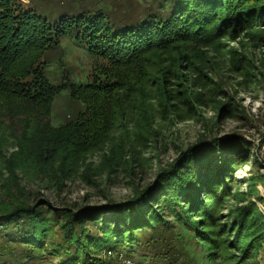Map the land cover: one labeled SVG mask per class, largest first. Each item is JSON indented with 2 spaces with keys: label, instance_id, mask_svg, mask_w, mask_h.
<instances>
[{
  "label": "rangeland",
  "instance_id": "1",
  "mask_svg": "<svg viewBox=\"0 0 264 264\" xmlns=\"http://www.w3.org/2000/svg\"><path fill=\"white\" fill-rule=\"evenodd\" d=\"M16 1L26 10L35 9L49 19L64 17L82 7L109 4L120 16H123L119 10L121 5L139 14V9L146 8L147 1L152 2ZM257 22L246 29L226 27L211 43H187L151 56L149 61L161 70L146 86L156 113V139L129 150L125 162L110 168L108 156L112 143H107L104 148L85 156L68 177L59 176V179L43 171L17 170L21 189L17 191L8 181V173L1 169L0 204L15 208L22 203L51 211L96 209L111 202L130 201L137 192L155 186L164 170L176 166V171L154 193L130 210H137L136 217L144 213L160 214L165 221L180 225L172 214L176 206L171 209L168 201L194 200L199 210L190 213L189 218L195 221L196 235L186 239V234H181L176 238L175 229L168 235L171 240L167 242L162 228L148 232L140 229L134 239L127 237L122 243L115 237L113 244L100 250L93 248L92 256L108 264H122L125 260L137 264H184L187 258L184 252L188 251L193 253L191 264H264V20ZM47 57L49 76L54 84L62 81L63 76L87 83L95 75H101L102 61L74 38H63ZM162 86L169 90L171 100L164 102L159 98ZM165 105H170L175 112L172 122L162 120L168 115ZM79 109V102L64 92L55 100L50 123L60 127L75 118ZM2 120V130H6L8 138L4 149L10 156L17 151L13 136L21 132V127L17 119ZM124 125L128 130L134 129L130 122ZM120 136L121 132H117L114 138ZM213 139L220 143L183 159L186 152L202 140L211 142ZM12 188V192L9 191ZM208 206L210 212L205 213ZM49 216L52 220L54 214ZM96 217L83 224L91 239L102 238L103 224L112 216ZM99 217H104V221ZM53 223L37 226V237L42 236L40 231L44 234L33 251L19 246L22 236L14 238L16 244L9 242L7 236L15 227L0 229V249L7 246L14 251L11 256L0 258V264H66L67 258L50 253L51 244L58 245L63 234Z\"/></svg>",
  "mask_w": 264,
  "mask_h": 264
},
{
  "label": "trees",
  "instance_id": "2",
  "mask_svg": "<svg viewBox=\"0 0 264 264\" xmlns=\"http://www.w3.org/2000/svg\"><path fill=\"white\" fill-rule=\"evenodd\" d=\"M149 4L147 1L146 8L139 9V14L121 5L119 10L123 16H120L109 4L82 7L64 17L49 19L35 9L26 10L16 0H0V170L8 173V181L15 191L21 190L17 170L43 171L59 179L68 177L85 156L104 148L107 143H112L108 156L110 168L125 162L129 150L156 139V113L146 86L161 70L150 58L187 43H211L226 27L246 29L258 23L257 20H264V0H152ZM65 37L82 41L89 52L102 61L101 75H95L87 83L72 81L66 76L59 83H52L47 54ZM162 88L159 98L165 102L171 95L165 86ZM64 92L79 102L81 109L75 118L54 127L50 117L56 98ZM171 108L166 106L168 115L162 120L175 119ZM7 117L17 119L21 127V132L13 136L17 151L10 156L5 153L8 138L6 130H2V119ZM126 121L134 125L132 131L125 128ZM117 132H121L118 139L114 138ZM219 143L218 139L202 140L187 151L183 159ZM176 169L172 166L164 170L155 186L137 192L130 201L111 202L96 209L51 211L22 203L15 208L0 204V229L15 227L7 236L9 242L16 244L14 238L22 236L19 246L33 251L44 234L40 231L42 236L37 237V226L53 221L63 234L58 245L51 244L50 253L67 258L66 264H108L92 256L93 248L100 250L113 244L115 237L122 243L127 237L134 239L140 229L148 232L162 228L167 242L171 240L168 235L175 229L176 238L186 234L185 238L190 239L197 233L195 221L189 218L190 213L199 210L194 200L168 201L170 208L176 206L172 214L180 225L165 221L160 214L144 213L136 217L137 210H130L154 193ZM209 208L205 207V213L210 212ZM127 211L132 215L125 214ZM52 213L54 217L50 220ZM108 214L112 217L103 224L102 238H89L84 222ZM102 218L98 219L104 221ZM12 250L7 246L0 249V258L11 256ZM184 253L187 258L183 263L191 264L193 253Z\"/></svg>",
  "mask_w": 264,
  "mask_h": 264
},
{
  "label": "built area",
  "instance_id": "3",
  "mask_svg": "<svg viewBox=\"0 0 264 264\" xmlns=\"http://www.w3.org/2000/svg\"><path fill=\"white\" fill-rule=\"evenodd\" d=\"M122 264H137V263H135L134 261H131V260H125V261H123Z\"/></svg>",
  "mask_w": 264,
  "mask_h": 264
}]
</instances>
